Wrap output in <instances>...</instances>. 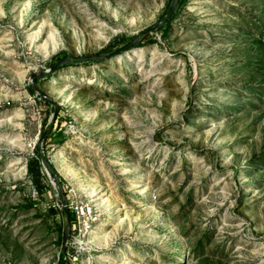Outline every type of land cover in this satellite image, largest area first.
Returning <instances> with one entry per match:
<instances>
[{"label":"rangeland","instance_id":"1","mask_svg":"<svg viewBox=\"0 0 264 264\" xmlns=\"http://www.w3.org/2000/svg\"><path fill=\"white\" fill-rule=\"evenodd\" d=\"M173 1L0 0V264H264V0Z\"/></svg>","mask_w":264,"mask_h":264},{"label":"water","instance_id":"2","mask_svg":"<svg viewBox=\"0 0 264 264\" xmlns=\"http://www.w3.org/2000/svg\"><path fill=\"white\" fill-rule=\"evenodd\" d=\"M182 2V0H174L173 1V4L172 6L170 7L167 15L164 17V19L157 25L155 26L153 29H151L149 32L147 33H151V32H154V31H158L159 29H161L162 27H164L169 21L170 19L172 18V16L174 15V13L178 10L179 6H180V3ZM145 33L144 36L147 34ZM140 38L137 37L132 43H130L129 45L125 46L124 48L120 49V50H124V49H127L129 47H132L133 45H135L137 43V41L139 40ZM119 50V51H120ZM102 57L100 56H95V57H80V58H73V59H67V60H64L63 62L59 63L58 65L54 66L50 72H47L41 76H34L33 78V82H34V85H35V90L41 94V96L44 97V94L39 90L37 89V80L38 79H41L49 74H51L53 71L57 70L59 67L63 66V65H68V64H71V63H74V62H95V61H99ZM46 101L52 103L50 100H48L47 98H45ZM42 162L46 163V161L41 158ZM51 172L54 174V171L52 168H50Z\"/></svg>","mask_w":264,"mask_h":264},{"label":"trees","instance_id":"3","mask_svg":"<svg viewBox=\"0 0 264 264\" xmlns=\"http://www.w3.org/2000/svg\"><path fill=\"white\" fill-rule=\"evenodd\" d=\"M41 170H42V162L40 160V157L37 155L29 163L28 171L32 177L34 185L42 191L43 190L42 188L43 176H42Z\"/></svg>","mask_w":264,"mask_h":264}]
</instances>
